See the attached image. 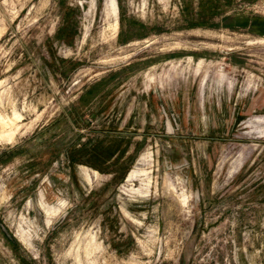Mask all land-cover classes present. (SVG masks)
I'll return each instance as SVG.
<instances>
[{
	"label": "rangeland",
	"instance_id": "1",
	"mask_svg": "<svg viewBox=\"0 0 264 264\" xmlns=\"http://www.w3.org/2000/svg\"><path fill=\"white\" fill-rule=\"evenodd\" d=\"M117 4L0 0V264H264V0Z\"/></svg>",
	"mask_w": 264,
	"mask_h": 264
},
{
	"label": "bare ground",
	"instance_id": "2",
	"mask_svg": "<svg viewBox=\"0 0 264 264\" xmlns=\"http://www.w3.org/2000/svg\"><path fill=\"white\" fill-rule=\"evenodd\" d=\"M106 8L109 14H118V4L117 0H106ZM118 23V22H117ZM0 119L3 121L4 124H7V120L3 115H0ZM2 135H7L11 137L13 135V131L3 130ZM147 169H133L129 174L128 180H132L138 176L147 175Z\"/></svg>",
	"mask_w": 264,
	"mask_h": 264
},
{
	"label": "trees",
	"instance_id": "3",
	"mask_svg": "<svg viewBox=\"0 0 264 264\" xmlns=\"http://www.w3.org/2000/svg\"><path fill=\"white\" fill-rule=\"evenodd\" d=\"M229 25L232 26L231 23H229Z\"/></svg>",
	"mask_w": 264,
	"mask_h": 264
}]
</instances>
